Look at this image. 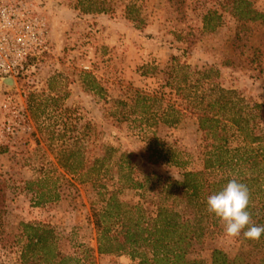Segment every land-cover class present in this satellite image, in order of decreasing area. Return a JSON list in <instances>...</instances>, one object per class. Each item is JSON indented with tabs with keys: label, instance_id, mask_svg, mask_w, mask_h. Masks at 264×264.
<instances>
[{
	"label": "rangeland",
	"instance_id": "obj_1",
	"mask_svg": "<svg viewBox=\"0 0 264 264\" xmlns=\"http://www.w3.org/2000/svg\"><path fill=\"white\" fill-rule=\"evenodd\" d=\"M5 1L23 2L20 8L29 12L27 19L39 17L44 25L33 28L36 34H22L28 52L19 58L18 72L0 76V182L6 192L0 264H21L22 222L53 227L62 236V252L79 258V264H139L128 253L97 252L94 191L61 166L60 150L81 145L87 159L101 155L108 145L115 155L133 153L134 173L146 187L123 189L119 196L153 211L150 197L164 181L180 180L185 169L202 167L198 150L203 135L189 114L177 126L158 125L161 140L191 157L185 168L150 163L144 130L135 115L121 111L112 100H130L138 88L159 90L176 56L195 70L214 67L218 72L211 74L212 81L236 90L250 103H260L258 121L264 129V25L256 21L247 23L248 28L240 26L228 10L229 0H138L147 20L142 28L125 17L129 0H110L113 10L101 14L81 13L78 0ZM250 1L264 12V0ZM211 11L221 18L215 30L207 31L203 19ZM238 30L250 35L244 54L234 52ZM147 65L158 70L143 74ZM93 77L102 91L90 89ZM215 248L230 257L242 256L243 264H259L264 255L242 235L226 236L221 220L207 231L201 251L206 264Z\"/></svg>",
	"mask_w": 264,
	"mask_h": 264
},
{
	"label": "trees",
	"instance_id": "obj_2",
	"mask_svg": "<svg viewBox=\"0 0 264 264\" xmlns=\"http://www.w3.org/2000/svg\"><path fill=\"white\" fill-rule=\"evenodd\" d=\"M228 10L240 26L261 21L264 12L253 7L250 0H229ZM77 8L83 14H101L113 10L110 0H78ZM125 17L136 28L145 27L147 20L138 0H129ZM221 16L208 12L203 19L204 30L213 31ZM248 28V27H246ZM250 35L235 33L234 52L244 54ZM166 71L165 84L154 92L135 89L130 100L113 99L118 107L134 114L144 130L147 141V159L150 163L167 162L185 168L191 154L161 140L158 125L177 126L189 114L203 135L199 145V169H185L182 179L164 181L158 193L150 197L154 210L142 203L122 200L123 189H144L146 182L134 173L133 153L115 155L112 146H105L101 155L87 159L81 145L63 147L61 166L76 176L79 184L89 183L94 191L91 201L93 222L97 230L99 254L128 253L139 259V264H206L201 257L210 225L220 220L206 208L207 197L219 191L229 180L246 184L250 191L248 211L256 225L264 226V129L260 126V103L248 102L236 90L227 89L211 80L217 73L214 67L192 69L188 63L172 56ZM227 61L226 65H229ZM157 71L147 65L143 74ZM90 89L102 91L97 79ZM169 89V90H168ZM123 118H129L122 112ZM109 182H111L109 184ZM74 186L73 183H70ZM55 199L59 193H55ZM5 183L0 182V219L5 210ZM21 264H79L80 259L63 253L62 236L46 224L22 222ZM243 237V236H242ZM264 253V236L259 240L245 239ZM243 257H230L215 248L208 264H243ZM259 264H264V255Z\"/></svg>",
	"mask_w": 264,
	"mask_h": 264
},
{
	"label": "clouds",
	"instance_id": "obj_3",
	"mask_svg": "<svg viewBox=\"0 0 264 264\" xmlns=\"http://www.w3.org/2000/svg\"><path fill=\"white\" fill-rule=\"evenodd\" d=\"M249 206V188L236 179L229 180L206 200L207 211L223 222L226 236L259 240L264 236V226L252 222Z\"/></svg>",
	"mask_w": 264,
	"mask_h": 264
},
{
	"label": "built area",
	"instance_id": "obj_4",
	"mask_svg": "<svg viewBox=\"0 0 264 264\" xmlns=\"http://www.w3.org/2000/svg\"><path fill=\"white\" fill-rule=\"evenodd\" d=\"M5 0H0V76L6 77L18 72L17 67L20 60L28 52V44L24 36L25 33H33L35 26H42L44 23L39 17L34 21L27 19L29 12L23 11L21 1L15 5H9ZM17 4V5H16ZM20 10V11H19ZM24 20H22V19ZM29 22L27 24L26 22ZM17 21H23L22 26L17 25ZM40 28V27H39ZM36 30V29H35ZM33 31V32H32ZM37 31V30H36ZM36 34V32H34ZM42 31L39 32V34Z\"/></svg>",
	"mask_w": 264,
	"mask_h": 264
},
{
	"label": "water",
	"instance_id": "obj_5",
	"mask_svg": "<svg viewBox=\"0 0 264 264\" xmlns=\"http://www.w3.org/2000/svg\"><path fill=\"white\" fill-rule=\"evenodd\" d=\"M6 81H7L9 84L11 83V80H6ZM7 82H6V83H7Z\"/></svg>",
	"mask_w": 264,
	"mask_h": 264
}]
</instances>
